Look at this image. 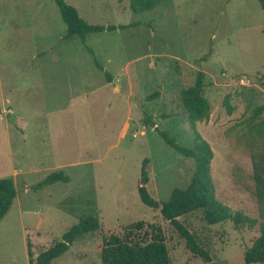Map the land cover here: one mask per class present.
I'll return each instance as SVG.
<instances>
[{"label": "rangeland", "instance_id": "obj_1", "mask_svg": "<svg viewBox=\"0 0 264 264\" xmlns=\"http://www.w3.org/2000/svg\"><path fill=\"white\" fill-rule=\"evenodd\" d=\"M64 1L88 25L118 29L67 39L54 0H0V179L11 178L16 190L0 221V264H29L28 245L34 260L86 216L96 217L100 230L79 237L51 264H101L103 238L147 243L154 228L171 264H205L138 194L145 159L155 201L189 184L194 161L159 132L193 146L181 91L198 71L210 116L196 128L213 151L216 198L256 223L207 225L199 213L179 221L216 264H241L264 222L254 181V164L264 165L258 0H165L141 13L128 0ZM55 172L69 182L33 189Z\"/></svg>", "mask_w": 264, "mask_h": 264}, {"label": "trees", "instance_id": "obj_2", "mask_svg": "<svg viewBox=\"0 0 264 264\" xmlns=\"http://www.w3.org/2000/svg\"><path fill=\"white\" fill-rule=\"evenodd\" d=\"M165 0H128L129 8L134 13H141L155 9ZM264 10V0H258ZM61 18L66 26L67 39L78 36L85 40L86 35L92 33L113 32L116 26L88 25L83 21L76 9L65 3L64 0H54ZM120 27L119 29H123ZM110 82V77L105 74ZM264 78V72H263ZM205 74L198 71L192 86L181 91V103L186 112L187 123L193 132L194 143L192 147L179 145L167 132H159L161 139L175 152L194 161L188 186L185 189L175 188L171 191L166 202L155 201L148 193V174L145 159L141 166L138 194L141 202L149 208L159 210L163 220L169 222L178 236L185 241L186 249L198 257L205 264H216L209 251L203 247L179 221L180 218L199 213L207 225H217L231 221L236 229L242 225L254 226L256 221L240 212H232L227 206L217 200L214 183L210 173V164L213 151L209 144L203 140L197 131L196 124L206 122L210 116V105L205 93ZM157 96V93L154 94ZM227 111L231 108L225 101ZM1 115V108H0ZM144 123L153 127L150 117H145ZM254 181L256 197L264 203V165L254 164ZM57 182L68 183L69 178L62 172H55L47 176L42 182L33 187L41 189L46 185ZM16 198V190L11 178L0 179V221L6 216ZM141 228V224L137 225ZM100 230L96 217L86 216L78 224L63 235L62 241L55 243L47 250L40 252L33 260L28 245L29 264H51L54 260L64 255L71 245L81 236L95 234ZM153 238L150 242H130L129 238H120L110 235L102 239L99 255L101 264H171L168 248L159 228H154ZM241 264H264V222L260 224V234L243 255Z\"/></svg>", "mask_w": 264, "mask_h": 264}, {"label": "built area", "instance_id": "obj_3", "mask_svg": "<svg viewBox=\"0 0 264 264\" xmlns=\"http://www.w3.org/2000/svg\"><path fill=\"white\" fill-rule=\"evenodd\" d=\"M241 83L243 84L244 82L241 80Z\"/></svg>", "mask_w": 264, "mask_h": 264}, {"label": "crops", "instance_id": "obj_4", "mask_svg": "<svg viewBox=\"0 0 264 264\" xmlns=\"http://www.w3.org/2000/svg\"><path fill=\"white\" fill-rule=\"evenodd\" d=\"M110 82H111V81H110ZM110 82L107 81V83H110Z\"/></svg>", "mask_w": 264, "mask_h": 264}]
</instances>
